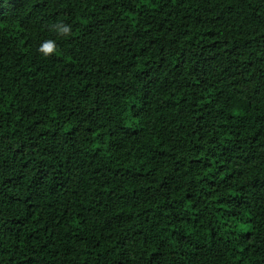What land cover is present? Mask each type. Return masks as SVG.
<instances>
[{"label":"trees","instance_id":"1","mask_svg":"<svg viewBox=\"0 0 264 264\" xmlns=\"http://www.w3.org/2000/svg\"><path fill=\"white\" fill-rule=\"evenodd\" d=\"M0 264H264V0H0Z\"/></svg>","mask_w":264,"mask_h":264},{"label":"clouds","instance_id":"2","mask_svg":"<svg viewBox=\"0 0 264 264\" xmlns=\"http://www.w3.org/2000/svg\"><path fill=\"white\" fill-rule=\"evenodd\" d=\"M59 35H68L71 32V26L67 24L60 23L57 26ZM41 51L45 54H51L54 51V45L51 41L46 42L41 46Z\"/></svg>","mask_w":264,"mask_h":264}]
</instances>
